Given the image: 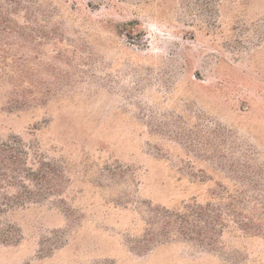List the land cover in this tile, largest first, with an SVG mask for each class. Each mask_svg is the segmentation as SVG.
<instances>
[{"label":"rangeland","instance_id":"374dc122","mask_svg":"<svg viewBox=\"0 0 264 264\" xmlns=\"http://www.w3.org/2000/svg\"><path fill=\"white\" fill-rule=\"evenodd\" d=\"M16 1L0 141L40 173L0 177V264H264V226L166 224L264 212V0Z\"/></svg>","mask_w":264,"mask_h":264},{"label":"trees","instance_id":"16d2710c","mask_svg":"<svg viewBox=\"0 0 264 264\" xmlns=\"http://www.w3.org/2000/svg\"><path fill=\"white\" fill-rule=\"evenodd\" d=\"M14 4L17 5L18 2L16 0H0V30L3 32L10 29L7 16L12 9L10 7H13ZM26 156L27 154L21 151L19 147H13L8 143L0 141V177H4L3 180H5V178H16L15 175L39 174L40 170H37L35 174L29 172L31 170L21 169L19 164L22 163V159L25 160ZM8 175L11 176L9 177ZM42 175H46L41 176L42 178L49 179L47 176L48 172L43 171ZM191 211L192 213L184 215V220H179L178 222L175 218V220L170 223L168 222L170 220H168L166 224H168V227H175L173 225H176L184 231V234H187L186 236L194 234L197 236V239L205 240L207 244L216 242L217 237L222 235V229L225 226L223 223L228 220L236 222L241 228L264 226V212L256 213L255 211H246L243 208L221 210L220 208H210V205H206L205 207L195 205ZM175 215L170 214V216ZM256 222L258 224H255ZM259 232L260 231H257L251 235L249 233H244V235L259 236Z\"/></svg>","mask_w":264,"mask_h":264}]
</instances>
